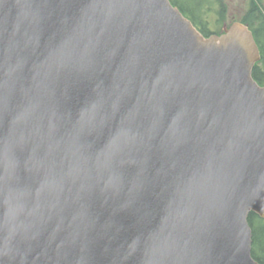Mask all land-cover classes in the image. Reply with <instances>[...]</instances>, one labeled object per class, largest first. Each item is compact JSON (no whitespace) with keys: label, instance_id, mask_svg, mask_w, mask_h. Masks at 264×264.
<instances>
[{"label":"water","instance_id":"obj_1","mask_svg":"<svg viewBox=\"0 0 264 264\" xmlns=\"http://www.w3.org/2000/svg\"><path fill=\"white\" fill-rule=\"evenodd\" d=\"M259 60L170 0H0V264H259Z\"/></svg>","mask_w":264,"mask_h":264},{"label":"trees","instance_id":"obj_2","mask_svg":"<svg viewBox=\"0 0 264 264\" xmlns=\"http://www.w3.org/2000/svg\"><path fill=\"white\" fill-rule=\"evenodd\" d=\"M176 5L182 13L188 17L198 30L207 36L211 33L209 28V20L205 16L206 12H202L205 6V0H170ZM208 6V1L206 2ZM195 5V6H192ZM264 10L257 3V0L251 1L247 14L241 16L239 21L245 23L253 32L254 38L259 48L260 60L255 63L252 69V76L258 83H264ZM248 223L251 227V255L259 264H264V217H260L257 213L250 212L248 214Z\"/></svg>","mask_w":264,"mask_h":264},{"label":"rangeland","instance_id":"obj_3","mask_svg":"<svg viewBox=\"0 0 264 264\" xmlns=\"http://www.w3.org/2000/svg\"><path fill=\"white\" fill-rule=\"evenodd\" d=\"M207 1L208 6L206 4ZM251 1L255 2L256 0H205L202 12H206L205 16L209 20L208 26L211 31H217L223 25L229 24L232 21H239L238 18L247 14ZM257 3L264 10V0H257Z\"/></svg>","mask_w":264,"mask_h":264}]
</instances>
